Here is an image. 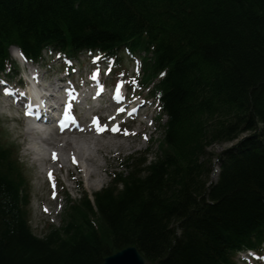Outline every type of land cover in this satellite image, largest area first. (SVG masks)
I'll return each mask as SVG.
<instances>
[{
	"label": "trees",
	"instance_id": "obj_1",
	"mask_svg": "<svg viewBox=\"0 0 264 264\" xmlns=\"http://www.w3.org/2000/svg\"><path fill=\"white\" fill-rule=\"evenodd\" d=\"M0 41L32 60L45 48L100 52L116 66L140 56L130 84L161 111L155 157L127 159L43 237L16 147L0 139V264H102L130 246L150 264H237L238 251L261 249L264 0H0ZM235 141L212 181L208 149Z\"/></svg>",
	"mask_w": 264,
	"mask_h": 264
},
{
	"label": "rangeland",
	"instance_id": "obj_2",
	"mask_svg": "<svg viewBox=\"0 0 264 264\" xmlns=\"http://www.w3.org/2000/svg\"><path fill=\"white\" fill-rule=\"evenodd\" d=\"M12 59L17 63L13 57ZM44 60V63H39L43 68L41 76L47 82H55L58 78H61V75L58 74L59 72L55 73L54 71L57 65L61 63L60 60L57 59L55 61V57L49 56L48 54H45ZM79 60L77 61V64L80 65L78 74H83L88 70L90 56L88 54H82ZM125 60L126 62L120 67L119 72L114 68L112 74L104 76L105 79L111 81V85L116 84L124 77L130 78L139 75V58L129 59L126 57ZM106 66L108 65H104V68ZM59 67L61 69L62 65ZM127 90L132 102L134 101L132 100V96H137L138 100L135 106H140L143 102H146L147 105L142 108V118L134 124V128H129L128 134H125L124 131L122 136L108 134L98 136L95 133L79 136L74 134L63 135V137H66L65 139L74 143L79 154L76 150H69L67 148L60 153V147L56 148L53 146L49 150L46 149L45 154H40L37 139H34L32 135L26 133L25 125L20 124V122L10 121L6 118L8 113L10 116H14L16 114L15 110L5 108L4 115H0V139L3 143L8 142L9 144L13 143L15 145L17 157L20 159L25 177L29 182L28 188L31 200L28 212L32 229L36 235L43 237L47 234L50 227H59L61 225L62 211L68 205L66 197L68 194L72 199H76L77 201L83 197L84 193L93 195L110 185L112 173L115 171H125L122 167L124 161H127V159L131 157L140 158L143 154H148L149 159L155 157L158 150V141L161 138V130L158 127L156 119L160 111L154 102L145 98V93L139 91V95L130 86H128ZM1 108L2 106H0V110ZM249 135L251 134H243L241 138ZM63 137L59 136V141L55 139V143L61 147H64V142L60 141ZM235 143L236 141L216 143L208 149V153L213 158L214 169H216L217 174L219 168H216V156L232 147ZM52 149H58L61 158L69 161L67 166H64L63 163L60 164L61 160L58 163H53L49 159V152ZM43 157L48 161L42 162ZM84 158H88L89 161L84 163L82 167L81 162H83ZM87 169L95 173L89 179L85 177ZM48 170L54 171L58 183L60 196L56 202L51 199L52 191L46 183L45 177ZM68 174H70V179ZM216 179L217 176L213 180L215 181ZM43 207L48 209V213L43 212ZM244 257L246 258L248 256L241 254L237 257L238 264H259L251 259L250 263L244 262Z\"/></svg>",
	"mask_w": 264,
	"mask_h": 264
},
{
	"label": "bare ground",
	"instance_id": "obj_3",
	"mask_svg": "<svg viewBox=\"0 0 264 264\" xmlns=\"http://www.w3.org/2000/svg\"><path fill=\"white\" fill-rule=\"evenodd\" d=\"M0 46L3 49L2 50V54H3L4 57H6L9 54L8 52L10 51L11 54L14 55L15 58L21 57L23 59V61H24L25 66L27 67V65H28L27 62H25L24 57H23L22 53L20 52V50L15 48L16 45H14V42L6 44V42L2 43L0 41ZM27 134L32 135L34 137V139H37L34 136L33 131H30ZM41 134H46L45 137H43L44 138L43 142H45V143L47 142L46 145L57 147V148L60 147L61 151H65L66 148L69 149V150H76L78 152V154H79V151L74 146V143L72 141H69L68 139H65L64 147H61L60 145H56L54 142L53 143L52 142L49 143L48 141L52 137V132H51V130L49 128H47V127L43 128V130L41 131ZM53 150H56V149H53ZM46 161H48V160L43 157L42 158V162H46ZM83 161H84L83 163H87L89 161V159L88 158H84ZM64 162L67 164V161H64ZM93 174H95L93 171L87 169L85 177L87 179H89L90 177L93 176Z\"/></svg>",
	"mask_w": 264,
	"mask_h": 264
},
{
	"label": "water",
	"instance_id": "obj_4",
	"mask_svg": "<svg viewBox=\"0 0 264 264\" xmlns=\"http://www.w3.org/2000/svg\"><path fill=\"white\" fill-rule=\"evenodd\" d=\"M102 264H150L134 246L127 247L105 258Z\"/></svg>",
	"mask_w": 264,
	"mask_h": 264
},
{
	"label": "snow or ice",
	"instance_id": "obj_5",
	"mask_svg": "<svg viewBox=\"0 0 264 264\" xmlns=\"http://www.w3.org/2000/svg\"><path fill=\"white\" fill-rule=\"evenodd\" d=\"M161 75H163V73H162ZM94 124H95V126L97 127V130H98V131L106 130V129H103V128H101V127L99 126V122H98V121H95ZM115 130H118V129H114V131H115ZM125 134H128V133L125 132ZM52 156H53V159H54V160L57 158V156H56L55 153H53ZM49 177L51 178V173H49Z\"/></svg>",
	"mask_w": 264,
	"mask_h": 264
}]
</instances>
